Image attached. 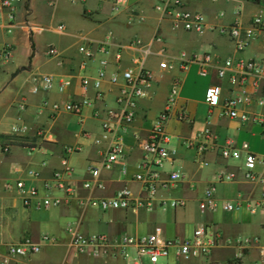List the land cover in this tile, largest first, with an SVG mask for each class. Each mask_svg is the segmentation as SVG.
<instances>
[{"label":"crops","instance_id":"1","mask_svg":"<svg viewBox=\"0 0 264 264\" xmlns=\"http://www.w3.org/2000/svg\"><path fill=\"white\" fill-rule=\"evenodd\" d=\"M159 1L126 0V4L115 12L110 0H13L16 8L14 25L9 33H3L0 28V45L7 43L12 47L10 60L0 66V179L35 183L42 195L45 193L42 183L51 179L54 171L62 170L61 159L67 157L74 173L65 178L76 184L77 191L67 194L63 190H52L50 193L59 195L61 202L39 207L24 204L15 190L1 193L0 252L6 250L8 243L25 237L40 244L36 252L10 256L7 264H124L125 257L119 254L92 256L82 253L70 260L67 256L69 226L86 234L107 233L116 237L121 233L145 234L159 225L164 237H192L196 227L205 225L218 229L223 238L231 240L215 245L209 253L189 257L178 255L171 246L168 255L155 262H149L143 255L141 264H234L238 261L235 258L238 252L242 253L240 259L243 261L261 259L264 209L257 207L252 211L249 205L264 194V163L258 162L254 168L261 180L246 176L242 144L247 143L249 151L264 158V123L224 116L221 107L217 106L209 118L211 128L217 134L216 141L198 154L186 141L194 139L206 127L209 106L204 100L205 90L210 84H219L225 94L229 93L230 84L227 79H218L214 70L207 76L199 75L196 63L179 71L176 55L185 50L198 55L210 52L220 59H259L264 57V39L256 38L246 49L238 51L227 35L216 30L196 34L172 29L169 19L160 17L154 10ZM260 6H264V0L184 1L185 8L202 12L206 22L216 26L228 25L236 16L248 24L251 14ZM238 7L241 10L235 14ZM57 14L64 22L54 26L42 24L52 21ZM59 24L64 26L63 30L57 29ZM109 33L113 35V44L104 53L100 44ZM153 36H160L162 41L155 42L152 48H162L164 52L162 56L150 55L146 59V67L153 76L147 95L138 101L135 119L123 136V154L111 169L91 174L87 167L101 160L109 141L102 135L101 123L107 110L116 108L115 97L122 84L110 83L108 77L116 70L133 66V60L138 56L134 49L125 48L121 58L116 59V43H126L136 37L149 41ZM82 44L92 51L91 56L79 52L78 46ZM52 47L58 51L57 55L47 53ZM162 58L173 68L161 71L158 61ZM100 69L105 71L101 100L84 107L80 114L53 110L54 102L82 97L93 99L92 82ZM41 74H51L55 83L50 90L33 92L32 87L38 83ZM174 76L181 78L179 103L185 106L189 121L172 119L168 123L166 145L174 153L171 159L164 161L160 174L166 179L170 171L179 170L182 176L167 187L160 186L149 199L135 175L142 170V142L164 107ZM83 77L89 79L86 90L81 87ZM63 79L69 83L59 91L57 84ZM247 110L251 115L264 116V105L252 103ZM14 125L24 128L14 132ZM7 136L23 137L27 144L13 143ZM95 138L100 142L95 143ZM228 143L240 149L239 157L220 155L219 149ZM65 146L76 147V150L67 154ZM30 170L38 171L39 176H29ZM221 172L233 173V178L219 181L216 175ZM84 182H90V185L85 186ZM208 184L214 186L217 205L202 210L199 200ZM124 185L134 198L150 200L151 206L101 209L82 202L87 197L112 195ZM172 197H182L185 203L172 206L168 202ZM224 199L240 200L243 204L240 208L226 210L221 205ZM44 234L55 239L44 240ZM239 238L247 241L240 243ZM128 250L133 259V246Z\"/></svg>","mask_w":264,"mask_h":264},{"label":"built area","instance_id":"2","mask_svg":"<svg viewBox=\"0 0 264 264\" xmlns=\"http://www.w3.org/2000/svg\"><path fill=\"white\" fill-rule=\"evenodd\" d=\"M112 3V11H119L125 4L126 0H110ZM185 0H161L154 6V10L162 18L170 21L172 29H182L191 31L196 34H203L206 31L216 30L227 35L233 42L236 50L246 49L252 40L261 37L264 39V6H260L255 10L249 19V23L245 24L236 16L228 25L216 26L208 24L202 12L191 10L184 7ZM240 7L235 10L238 14ZM16 8L13 0H0V28L3 33H9L15 22ZM142 20V17L138 18ZM58 30H63L64 26L59 24ZM113 35L109 33L100 44V50L107 52L113 44L111 39ZM160 36H153L149 41H143L136 37L126 43H116L115 58L120 59L122 51L125 48H132L137 52L136 58L133 60L134 65L116 70L108 77L110 83H119L121 86L115 97L116 108L108 109L105 120L101 123L102 135L109 138L106 148L102 154L101 160L97 164H90L87 171L91 174H97L103 169H111L115 162L121 158L124 150L123 136L129 131L131 123L135 119V111L138 101L147 95V89L153 72L146 67V59L150 55L162 56L164 50L152 48L155 42H161ZM79 52L86 57L92 55V51L84 44L78 46ZM47 53L49 55H57L58 51L52 47ZM12 56L11 45L5 43L0 45V66L10 60ZM177 66L179 71H185L192 63L198 65V73L201 76H207L211 70L215 71L218 79H227L230 84L229 93H223L219 84H210L205 90L204 100L209 106V113L206 119V127L194 139H188L187 145L194 146L198 154H202L206 149L213 145L216 141L217 134L211 128L209 120L213 108L220 106L221 114L230 118H238L242 121L251 119L254 122L264 123V116L259 113L250 114L247 107L252 103L259 106L264 105V57L263 58H243V57H227L220 59L210 52L201 55L196 53L189 54L185 50L179 51L176 55ZM158 68L161 71L173 68V65L166 59L158 61ZM105 77L104 69L98 71V76L92 82L95 89L94 98L90 99L82 97L78 100H69L65 102H54L52 108L54 111L65 110L74 114H80L86 106L92 105L95 100H101L104 92L101 89V81ZM55 83V79L51 74H41L38 83L32 87L33 92L39 89L50 90ZM68 80L63 79L58 82L57 88L63 91ZM89 79L83 77L81 81L82 89L86 90ZM181 87V78L174 76L169 88L163 109L155 117L147 138L142 142L144 151V159L141 164L142 170L135 175V179L141 182L143 188L147 192L149 199L153 197L160 186L168 185L178 181L182 174L179 170H172L168 173L166 179L161 178L160 167L164 161L171 159L174 151L167 145V126L174 119L176 121H189L188 113L183 104L179 103V94ZM23 126L14 125L12 130L19 132L23 130ZM95 143H99L100 139L95 138ZM244 166L246 176L252 179L261 180L254 173L255 165L258 162L264 163V158L248 150V144L243 143ZM7 147H4L6 150ZM64 150L67 154L76 150V147L65 146ZM219 153L224 158H237L240 156V149L233 144L228 143L219 149ZM62 170L53 172L52 178L45 180L42 186L45 190L44 194H40V188L35 183H26L22 179H0V195L3 191L15 190L24 204H33L34 206H50L61 202L59 195H52V190H63L67 194L76 193L77 186L75 183L66 180L72 177L74 171L69 164L67 157L61 159ZM206 165L207 161H203ZM38 171L30 170L28 175L38 177ZM66 177V178H65ZM233 173H218L216 179L231 180ZM85 186H89L90 182H84ZM203 197L199 200V208L204 210L207 208H215L217 205L214 196L213 184H208L204 188ZM84 203L97 205L101 209L108 208H129L138 205L151 206L150 200L143 201L132 196L130 189L124 185L118 188L112 195L87 197L82 200ZM165 202L164 200L162 201ZM172 206H181L185 203L182 197H172L168 201ZM242 201H233L224 199L221 205L226 210H233L242 206ZM257 207L264 209V194L256 202L249 205L250 210L254 211ZM68 232L70 238L67 242L68 258L73 260L80 254L86 253L92 256L119 254L125 257L124 264H141L142 256L146 255L149 262L157 261L161 256H167L171 246L175 247L178 255L189 257L199 254L209 253L212 247L222 242H230V238H223L218 229L210 226L200 225L194 229L192 237L174 236L164 237L160 233L161 227L155 226L153 231L141 235L121 233L116 237H112L107 233L86 234L79 229L69 226ZM42 239L53 241L54 236L44 234ZM240 243H244L247 239L239 238ZM133 246L135 257H129L128 247ZM40 249L39 242L25 237L17 242H10L6 246L4 252H0V264H7L10 256L23 255L36 252ZM241 252L236 253L234 264H264V249L262 250L261 259L253 261L241 260ZM16 264H19L18 262Z\"/></svg>","mask_w":264,"mask_h":264},{"label":"rangeland","instance_id":"3","mask_svg":"<svg viewBox=\"0 0 264 264\" xmlns=\"http://www.w3.org/2000/svg\"><path fill=\"white\" fill-rule=\"evenodd\" d=\"M34 1H39V0H34ZM43 1V0H42ZM63 20H61L60 18H59V15L57 14L54 18H53V20L52 21H50V22H43L42 24H45L46 26H48V25H50V26H54V25H56V24H58L59 22H62ZM64 22V21H63ZM47 33H49V34H52L51 32H47Z\"/></svg>","mask_w":264,"mask_h":264},{"label":"trees","instance_id":"4","mask_svg":"<svg viewBox=\"0 0 264 264\" xmlns=\"http://www.w3.org/2000/svg\"><path fill=\"white\" fill-rule=\"evenodd\" d=\"M11 142L18 143V144H27L25 139L20 136H7Z\"/></svg>","mask_w":264,"mask_h":264}]
</instances>
